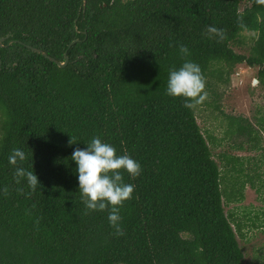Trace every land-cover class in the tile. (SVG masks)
Returning <instances> with one entry per match:
<instances>
[{
    "label": "trees",
    "instance_id": "obj_1",
    "mask_svg": "<svg viewBox=\"0 0 264 264\" xmlns=\"http://www.w3.org/2000/svg\"><path fill=\"white\" fill-rule=\"evenodd\" d=\"M242 1L0 0V264H245L239 237L259 215L245 223L226 205L244 199L248 182L261 186L241 179L244 168L229 164L237 156L216 160L197 114L209 94L189 109L165 91L186 59L223 82L246 63L264 87V4ZM246 32L248 52L235 50ZM226 133L245 137L241 149L263 148L247 118L230 116ZM93 136L141 165L139 176L123 173L135 186L120 206L123 235L78 189L71 153ZM15 147L38 175L34 191L8 163Z\"/></svg>",
    "mask_w": 264,
    "mask_h": 264
},
{
    "label": "rangeland",
    "instance_id": "obj_2",
    "mask_svg": "<svg viewBox=\"0 0 264 264\" xmlns=\"http://www.w3.org/2000/svg\"><path fill=\"white\" fill-rule=\"evenodd\" d=\"M247 4L249 0L242 1V6ZM250 36V32H246L243 41L238 39L234 42L235 50L248 52L252 44ZM256 75L257 68L250 67L246 63L236 65L229 82H223L215 73L212 74L205 79V84L212 82L213 90H209L206 85L203 90L204 93L209 94L206 99L211 102V106L197 107L202 130L206 136L213 137L211 144H213L216 160L223 166L228 159L231 160V156L221 160L220 153L226 152L237 156L238 160L232 159L229 164L244 168V172L240 174L241 179L248 180L247 174H250L256 185L261 186V189L257 190V187L251 186L248 182L244 188V199L239 203L226 205L227 211L236 207L238 214L243 218L242 222L245 223L249 221L247 217H253L257 213L259 215L257 219L259 226H245V237H239L245 252V264H262L264 261V186H262L264 184V130L257 125L260 122L264 123V87L259 84V81L254 82ZM215 104H218L219 108H215ZM230 116L249 119L250 123L260 130V144L263 148L258 149L256 148L258 146H253L254 141L244 143V149L237 147L235 142L241 143L245 137L226 133Z\"/></svg>",
    "mask_w": 264,
    "mask_h": 264
},
{
    "label": "clouds",
    "instance_id": "obj_3",
    "mask_svg": "<svg viewBox=\"0 0 264 264\" xmlns=\"http://www.w3.org/2000/svg\"><path fill=\"white\" fill-rule=\"evenodd\" d=\"M264 4V0H257ZM210 34L222 35V30L215 26H208ZM181 55H188L186 45L179 46ZM205 80L201 66L192 60H184L179 67L169 69L166 82V94L173 97H183L184 107L192 108L205 99ZM76 141L71 139L69 144ZM85 147H76L71 153V160L75 162L78 189L87 210L107 209L108 223L116 235H123L121 226L120 206L132 197L134 185L126 183L123 173L130 177L139 176L141 165L138 160L127 153L118 154L116 148L93 136L85 141ZM27 158L26 152L19 147L12 148L7 157L8 163L14 168V176L23 179L30 190L40 185L38 175L34 170L21 166Z\"/></svg>",
    "mask_w": 264,
    "mask_h": 264
},
{
    "label": "water",
    "instance_id": "obj_4",
    "mask_svg": "<svg viewBox=\"0 0 264 264\" xmlns=\"http://www.w3.org/2000/svg\"><path fill=\"white\" fill-rule=\"evenodd\" d=\"M87 2H88V0H83V4H84V8H86V6H87ZM6 39V37H2V38H0V44H3V42H4V40ZM75 41H78V40H75ZM32 49H34L35 51H37V52H41V53H43L44 55H46V56H48V54L45 52V51H43L42 49H40V48H37V47H34V46H31V45H29ZM51 60H53V61H56L60 66H65L66 64H67V62H68V56H66V59H65V61L64 62H59V61H57L54 57H51V56H48ZM1 68H2V59H1V54H0V70H1ZM254 82L256 83V82H258V79L256 78L255 80H254Z\"/></svg>",
    "mask_w": 264,
    "mask_h": 264
}]
</instances>
